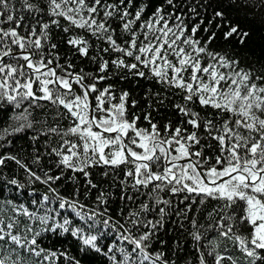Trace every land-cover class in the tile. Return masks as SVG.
<instances>
[{
    "label": "snow or ice",
    "instance_id": "6c2138e0",
    "mask_svg": "<svg viewBox=\"0 0 264 264\" xmlns=\"http://www.w3.org/2000/svg\"><path fill=\"white\" fill-rule=\"evenodd\" d=\"M0 264H264V0H0Z\"/></svg>",
    "mask_w": 264,
    "mask_h": 264
},
{
    "label": "trees",
    "instance_id": "16d2710c",
    "mask_svg": "<svg viewBox=\"0 0 264 264\" xmlns=\"http://www.w3.org/2000/svg\"><path fill=\"white\" fill-rule=\"evenodd\" d=\"M231 14L234 18H238L242 24L248 25V24H254L257 32V37L260 35L261 29H260V19L261 15L259 12V9L252 10L249 7H245L244 5H240L237 8L230 9ZM256 38L254 37V41ZM217 48L227 47L226 45H223L221 43H217L215 45ZM249 48H253L255 51V55L258 57L260 55V49L258 46V43L250 42ZM244 54L247 57L249 55V52L247 49H244Z\"/></svg>",
    "mask_w": 264,
    "mask_h": 264
}]
</instances>
